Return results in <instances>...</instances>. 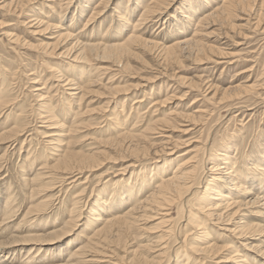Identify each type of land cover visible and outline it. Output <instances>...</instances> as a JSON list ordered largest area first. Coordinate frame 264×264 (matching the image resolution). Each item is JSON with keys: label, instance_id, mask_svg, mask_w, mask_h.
<instances>
[{"label": "rangeland", "instance_id": "374dc122", "mask_svg": "<svg viewBox=\"0 0 264 264\" xmlns=\"http://www.w3.org/2000/svg\"><path fill=\"white\" fill-rule=\"evenodd\" d=\"M3 1L0 0V65L11 63L13 66L11 71L18 70L13 78L11 75V77L7 76L6 85L11 89L12 97L23 102V107L28 109L29 121L34 124V126L31 124L32 128L35 126H39V128L32 130L30 132L32 135L28 136L26 141L24 138L29 132L26 133V136L19 137L16 143L4 144L0 140V264H65L71 254L79 246L86 244L88 237L94 232L93 229L88 228L90 226L88 214L93 204L104 200L106 207L110 203L117 204L118 199H122L119 194L123 192V189L119 188L118 185L116 188L115 182L121 180L122 177L129 179L131 175L129 172L131 170L123 172L122 168L134 159L144 158V156L148 162L142 164L151 167L150 157L170 152L173 154L170 155L173 158L184 154L182 156L189 159L193 155L191 150L195 152L198 150V159H202L203 156L204 160L202 159L203 162L199 163L200 170L197 173L199 176L202 175L204 179L203 172H206V167H209L217 156L219 158L220 152L223 151L222 148L229 145L231 162L234 161L230 165L231 167L229 166V171L235 172L233 175L238 172L240 174L250 172L252 175L258 173L253 180H250L253 181L254 185L251 187V196L257 195L264 199V187L262 186L264 184V166L259 164L264 152V3L261 0L252 2L250 7L246 9L239 8L232 19L222 23L214 21L209 24L210 26H205L198 35L202 42L201 48L190 50V52L187 48H183L182 51H177V58L167 56L168 54L162 50V47L173 44L176 40L180 41L191 37L195 32L197 23L191 24L189 27L180 26V29H183L178 32L179 27L176 24L179 22L178 20L182 19L178 17L182 16L181 13L183 12L182 8H178L181 0H166L169 3L166 4L159 17L140 30L144 42L133 45L131 52L123 58L124 62H116L111 57L105 60L92 61L95 68L98 67L99 71L101 69V73L96 69L99 78L95 75V80L93 79L98 83L96 82L94 85L92 84V87L90 86L91 88L89 87V90L94 88L90 92L87 91L88 89L86 90L82 105L80 109L77 107L76 111L80 113L86 111L83 116L85 122L90 119L93 124L81 130L85 134L84 136L83 133L77 135L72 143V148L76 151L94 152L97 156L95 157V159L97 158L96 161H94L95 166L87 167L82 172L83 174H79L80 181H85V177L89 176L85 185L70 186L67 185L70 181L68 180L63 184L57 183L52 191L47 194L44 192L41 195L40 193L33 195L30 185L26 184V180L41 167L39 166L41 165L40 162L50 161L52 164L54 157H49L47 154L51 145L43 141L42 136L38 134L39 129L40 133L45 130L41 126L47 124L33 121L35 118L32 119V108L36 105V97L34 98L31 94L29 80L40 78V82L48 81L47 86L52 87L51 94L55 95L50 100L51 106L59 105L64 101L66 93L70 94L71 92L68 91V88L81 87L87 81L78 83L80 78H78L77 71L71 70V67L68 68L69 65L67 64L70 61L64 57L51 55L48 58H51L52 62L48 65H51L53 69L55 68V71H48L45 68L42 70L41 61H36L37 54L44 51L40 45L42 42H53V36L57 35L53 29H58L51 27L53 29L49 28L48 31L44 30L43 32L42 26L36 20L45 23L49 20V24L60 27L64 33L73 34L78 38L77 40H81L83 43L114 44L116 41H123L127 37L133 23L139 21L142 9L135 0H62L64 12L61 14L58 9V13H56V9L48 5L49 2L43 3L44 0L32 1L33 3L31 2L27 7L18 6L19 8L13 5H8L6 8L3 4L9 1ZM209 1L211 5L205 6L199 16L204 15L207 11H212L215 8L213 6L217 7L221 2L220 0ZM119 3L124 6L121 7L118 5ZM92 8L95 11L98 9L100 12L85 25L94 12ZM125 9L129 10V15L126 14V16H130L127 23L118 17L117 12ZM34 18L36 20H33ZM66 27L69 28V31ZM175 28H178L177 31ZM15 33L19 34L22 39L28 40L27 43L24 45L23 43H14L11 34ZM154 41L158 45L154 44ZM60 45L62 46V44ZM19 51L21 56L16 54ZM220 52H227L228 54L226 57L220 56ZM59 58L61 59L59 60ZM102 68L109 70L105 71ZM1 76L3 75L0 72V82L2 81ZM111 76L112 81L110 82L112 84L108 83V78ZM35 77L36 79H34ZM61 78L64 82L59 81ZM67 82H71V84L65 85ZM238 85H253L254 90L241 92V90L234 89ZM154 102L157 104L154 105ZM203 109H207L203 117L188 120L187 114H193L196 110ZM152 113H154L155 118L168 115L170 121L168 124H160L157 132L150 134V138L136 139L135 141L134 138L131 141L130 139L125 141L117 139L133 125L136 126L134 130L142 129V124L145 126ZM7 114H10L7 110H2L0 113V134L13 126L14 120L6 116ZM59 115V121L69 126L71 116L69 114L67 116L65 114ZM116 116L120 119H126L120 132H118L119 128L115 131L110 126V119ZM203 144L205 146H202ZM6 145L12 146L6 150ZM253 163L260 166L257 167ZM251 168L253 169L250 170ZM131 181L133 187L131 189L141 192L139 190L141 180H137V176L132 175ZM83 188L87 189L82 192ZM145 190L141 192L143 194L140 196L147 192ZM80 191L82 200L79 208L82 214L79 218L81 221L74 230L65 233L61 229L65 222L70 219V211L74 206L73 201L78 198ZM243 197L245 198L244 195L240 196V198ZM8 198H12V203L7 202ZM45 199L50 203L35 207L41 204L40 201L44 202ZM7 204H11L14 209H11L9 214H6ZM31 206L39 211L33 210L27 213ZM258 206V204L244 206L241 214L234 215L231 220L225 215V219L212 217L214 219V221L210 220L212 226L219 233L212 234L213 239L208 243L210 246L212 244V247L206 254L207 262L238 264L240 259L234 256L230 259L233 261L230 262H225L228 259L224 258L230 252L227 246L230 242L228 240L232 237L235 238L233 246L247 242L261 246L254 248L249 245L247 247L241 245V249L246 248L245 250L252 255L251 260H249L251 264H264V253H260L264 250V231L244 229L242 232H238L239 234H231L223 229L226 226H231L229 222L233 224L237 220L239 221L244 213L249 221L264 226V215L256 216L249 213V210H253V212L264 211L262 207ZM128 207V204H125L119 210H110L109 208L107 210L111 212L108 213L109 215L122 214L128 210ZM178 212L177 205L172 204L169 213L174 222L178 219ZM222 212L227 213L228 211L224 209ZM155 222L158 221L154 218L148 219L146 222H141V227L137 226L131 232L123 233L121 236H119L120 233L116 235L115 232L107 238L100 237V247H98L100 251L97 253L104 261L97 264H112L118 262L117 259H121L123 264H137V257L140 254L155 256L158 243L153 241L158 239L157 236L161 234L164 226L155 227ZM85 223L86 225H84ZM33 239L41 244L33 245L31 241L36 242ZM140 244H143L141 248L139 247ZM177 244H175L176 246L173 244L174 247L169 250V256L171 254L175 257ZM260 254L263 255V258ZM108 260L111 262L109 263ZM166 262L167 258L163 264Z\"/></svg>", "mask_w": 264, "mask_h": 264}, {"label": "bare ground", "instance_id": "6f19581e", "mask_svg": "<svg viewBox=\"0 0 264 264\" xmlns=\"http://www.w3.org/2000/svg\"><path fill=\"white\" fill-rule=\"evenodd\" d=\"M7 1H9V2L3 4L4 6H6V8L8 5H13L17 8L18 6H22V7L26 6L27 7L28 5H30V3L32 1L37 2L39 0H7ZM148 1L149 0H135L137 5L138 6L140 5L141 6L140 8L142 9V12H140L141 13L140 18L138 19L139 21H137L136 23H133V26L130 29V33L127 35V37H125V39L123 38L124 39L123 41H119V42L116 41L117 43L115 42L114 44L113 43L112 44H106V43L100 44V43H90V42L83 43V41L77 40L78 38L76 36H74L73 34H71L69 32L64 33L60 27L52 26L51 24H49V20L48 21L45 20V21H47L45 23L43 21L40 22V20H36V18L33 19V20H36L37 22L40 23V25L42 26L43 32H44V30L48 31V29L51 27L58 29V30H55V29L51 28L54 30V33H57V35L53 36V38H52L53 42H51V43H48V42L43 43L42 42V44L40 45V46H42L44 51H41L37 54L36 61H38V60L41 61L40 67L42 68V70H43V68H45L48 71H52L55 69V68L53 69V67L51 65L50 66L48 65V64H50V62H52L50 60L51 58H48V57H51V55H53V57H56V56L61 57V58L64 57L70 61L67 64V65H69L68 68L71 67V70L77 71L78 78H80V82L78 81V83H81L82 81H87L86 84H84L81 87L76 86V87L68 88V91L70 90L71 92L69 91L70 94L66 93L67 95H66V98L64 99V101L59 103V105L51 106L50 100L55 95L51 94L52 93L51 92L52 87L47 86L48 81L44 80L43 82H40L41 79L39 78L37 80L36 77L34 78L36 80H29L31 83V85H30L31 94L34 96V98L36 97V99H35L36 105L34 106V108H32L33 109L32 110V114H33L32 119L35 118L33 121L36 120L37 122H42L44 124H47L46 126H41V127H44L45 130L42 133H40V129H39L38 134H40V136H42L43 141H45L47 144L51 145V147H49L50 151L47 154L49 155V157H51V156H52V158L54 157L52 159V162H53L52 164L50 161L49 162H43V163L40 162L41 165H39V166H41V167L38 168V170L33 175H31V177H28L29 179L26 180V184L28 186L30 185L29 187H30L33 195L37 194V193H40V195H41V194H44V192H46V194H47L48 192L52 191V189H54L53 187L57 183L63 184V183H66L68 180H70V181H68L67 185H70V186L71 185H77V184L78 185L79 184L85 185V183H87L86 180L88 179L89 176L87 175L85 177V181H80V175L79 174L82 173L87 167L91 168L92 166H95L94 161H96L97 158L95 159V157H97V156L92 151L87 153V152H84V150L83 151L82 150H79V151L74 150L72 148V143L77 138L78 134L83 133V136H84L85 133L81 132L82 129L90 127V125L93 124V122H91L92 120L90 121V119H89V121L85 122L83 116H84L86 111H84L83 113L76 111L77 107L80 109V107L82 105V101L84 99V96H86L85 95L86 90L88 89L87 91L90 92L94 88L89 90V87L90 86L92 87V84L94 85V83H96V82L98 83V81H93V79L95 78V75H96V77L99 78V73H101V69L99 71L98 67L95 68V66L93 65L94 63H92V61H94V60H99V61L105 60V59L111 57V58H114L116 62L117 61L120 63H121V61L124 62L123 58H125V56H127V54L131 52L133 45L141 44V42L142 43L144 42L143 38L140 34V30L143 29L146 24H148L149 22H152L153 20H155V18L159 17L161 11L165 8L166 4L169 3V2H166V0H150V2H148ZM220 1L221 2L217 7L213 6L215 8L212 11L207 9L210 12L207 11L204 13V15L201 14V16H199V15H200V12L202 11V9L205 6L211 5L209 0H181V2H179L180 5L178 8H180V9L182 8V11H183L182 13H184V14L181 13L182 16L178 17V18H182L181 20H178L179 22H177V24H176L179 27V29L177 28L178 32L179 31L181 32V29H183V28L180 29V26L189 27L191 24H194V23H197L195 26L196 29H195V32L193 33V35L191 37H189V38L185 37L186 39H182L180 41L176 40L177 42L175 41V43H173V44L163 46L162 50L168 54L167 56H170L171 58H177V56H178L177 51H182L183 48L184 49L187 48V50H189V52H190V50H193V49L195 50V49L201 48L202 42L198 38V35L203 31V28L205 26H208L210 23H213L214 21H220L222 23L225 20L232 19L233 16L236 14V11H238L239 8L246 9V8L250 7L252 2H257L258 0H220ZM261 1L264 3V0H261ZM42 2L43 3L49 2L48 5L51 6L52 8H55L56 13H58V10L61 14L64 12V8H63L64 3H61L62 0H44ZM120 3L118 5L121 6ZM66 4L69 5V3H66ZM130 5H132V4H130ZM123 6H121V7H123ZM22 9H24V8H22ZM136 9H137V7H136ZM16 11H17V9H16ZM128 11L129 10H126V9L121 10V11L120 10L117 11L118 15H119L118 17L122 21H125L126 23L129 22V19H130V16H126V14L129 15ZM80 12H82V10ZM99 12H100V10H98V9H96V11L94 10L92 16H90V19L87 21V23L85 25H87L89 22H91V20ZM91 13H92V11H91ZM57 15L60 16L59 14H57ZM138 17H139V15H138ZM82 19H84V18H82ZM34 23H36V22H34ZM61 25H62V23H61ZM34 27L36 28V26H34ZM71 27H72V25H71ZM68 29L69 28H67V30ZM177 29H176V31H177ZM193 29H194V27H193ZM42 31H40V32H42ZM33 32H35V31H33ZM11 35H12L11 38L13 39V42L16 44L17 43H23V45H24L27 43L26 41H28V40L22 39L19 34L15 33V34H11ZM124 36H126V35H124ZM60 44H62V46ZM154 44L158 45V43L155 41H154ZM63 48H65V49L62 50ZM202 48H203V46H202ZM198 51H200V50H198ZM201 52H198V53H201ZM16 54L20 55V51L16 52ZM219 54H220V56L226 57L228 53L227 52H220ZM61 58H59V60ZM21 60H22V57H21ZM54 66H55V64H54ZM0 67H1V71H0L1 75H3V76H1L2 81L0 82V113L2 112V110L9 111L10 114L9 115L7 114L6 116L11 117L14 120L13 126H11L10 129H8L7 131L4 130V132H2L0 134V140H2L4 144L11 143V142L16 143L19 137H21L22 135L26 136V133L29 132L27 137L24 138V141H26V140H28L27 139L28 136L32 135L30 132L32 130H38L37 128H39V126L38 127L35 126L34 128H32V125L34 126V124H32L33 123L32 121H29V118L27 115L28 109H26V107H23V102H19L15 99V97H12L11 89H9V86L6 85L7 84L6 81L8 80L7 76L11 75L13 78V76H15V74L17 73L18 70L17 71H11V70H13L12 69L13 66L11 63H8V65L1 64ZM59 69L61 70V68H59ZM96 69H98L99 73ZM103 70L107 71L109 69L104 68ZM23 72H25V71H23ZM39 72H38V75H39ZM74 74H75V72H74ZM100 75L102 76V74H100ZM83 76H85V77L83 78ZM108 79H109L108 83L112 84V82H110V81H112V76ZM59 81L61 82V81H63V79L61 78V80H59ZM36 83H37V85H36ZM68 84H71V82H67L65 85H68ZM43 89H47V90H43ZM234 89L241 90V92L243 90L251 92L252 90H254V86L253 85H250V86L238 85V86L234 87ZM167 94H165V95H167ZM122 104H123V102H122ZM156 104H157V102H154V105H156ZM120 109H121V107H120ZM206 112H207V109L196 110L193 114L190 113V114H187L186 116L188 117V120L189 119L195 120L197 118L199 119V118L203 117L205 115L204 113H206ZM59 114H65L66 116L69 114L71 116L70 120L68 119L70 122L69 126H66L64 123H61L59 121V118H58V116H60ZM137 115L139 116V114H137ZM153 115H154V113L151 114V116L149 117L150 119L147 120V123L145 124V126H144V124H142L143 125L142 129L134 130V127H136V126L133 125L132 128H130L129 130H125L127 132H124L123 134H121L119 137H117V139L120 141H125V140L130 139V141H131V139L134 138V141H135L136 139L143 140L146 138H150V134L155 133V131L157 129H159L158 127L160 126V124H165V123L168 124V122L170 121V118L168 115H164L160 118H155ZM124 118H126V117H124ZM110 121H111L110 126H112V128L115 131H116V129L118 130V128H119L118 132H120V131H122L123 126L125 125L126 119H120L116 116V117L110 119ZM128 123H129V121H128ZM5 125H6V123H5ZM135 125H137V124H135ZM126 128H128V127H126ZM115 131H114V133H115ZM54 132H58V133H54ZM109 135H111V133H109ZM11 146L12 145H6L5 146L6 150L7 149L9 150V147H11ZM202 146H205V145L203 144ZM218 148H220V147H218ZM234 148H236V147H234ZM201 149H202V147H201ZM217 150H219V149H217ZM222 150L223 151L220 152V154H219L220 155L219 158L217 156L210 163L209 167L205 166L206 172L205 173L203 172V174L205 176L204 179H203L202 175L199 176V173H197L200 170L199 163L203 162V161H201L202 159L204 160L203 156H202V159H200V158L198 159V153H197L198 150H196V152L191 150V153H193V155H192V157L190 156L191 158H189V159H186L185 156L183 157L182 155H184V154L173 158L172 156H170L173 154H171L170 152H168V153L165 152L164 154H160L158 156H153V157L149 158L150 162L152 163L151 167H150V165L147 166L145 164H142V163L148 162V160H146L145 156H144V158L134 159L129 164L124 166L122 168L123 172H125L127 170H131V171H129L131 173L130 178L128 179L127 177H122L121 180L119 179L118 181L115 182L116 188L118 185L119 188L123 189L122 193H120V194L118 193L119 196L122 197V199H118L117 204H115V203L111 204L110 203V205H108L107 207L104 204L105 200L102 202H95L93 204V206L90 209V213L88 214L89 218L88 217L87 218L89 220L88 223L90 225V226H88V228L90 230L93 229L94 232L92 233L91 236L88 237V241L86 244L79 246L78 249L75 250L73 254H71L70 258L68 260H66L65 264H97V263L103 262L104 260L102 259V257H99L100 254L97 253L98 251H100V249L98 248V247H100L99 246L100 237L107 238L108 236L112 235V233H115V232H116L115 233L116 235H117V233H120L119 236H121V235H123V233L131 232L134 228H137V226L141 227L142 221L146 222V221H148V219H152V218H154L156 221H158V222L154 223L155 227H158V226L160 227L161 225L162 226L164 225L163 229L162 230L160 229L162 232H161V234H159L157 236L158 239L153 241V242H156V244L158 243L156 245V247H158V248H157V250H155V253H156L155 256H152V257L148 256V255L143 256L142 254H140L137 257V260H138L136 262L137 264H163V262L166 258H167V262H166L167 264H219V262H207V260H206L208 258L206 256V254H208L209 249L212 247V244H211V246H210V244H208L210 242V240L213 239L212 234L219 233L212 226L213 224L210 221L212 219V217L213 218H215V217L216 218L217 217L218 218H224L226 216V217L230 218V220H231L234 215H236V214L238 215V213L241 214L240 212L242 211L244 206L247 207L248 205L250 206V205H254V204H258L260 207H262L264 209V199L261 196H257V195L251 196V193H252L251 187L254 185L252 183L253 181L251 182L250 180H253L254 177L258 175V173L256 175H252V174H250V172L249 173H242V174H240V172H238V173H236V175H233L235 172L232 173L231 171H229V168L231 167L230 165H232V163L234 162V161L231 162L230 146L227 145L226 147L222 148ZM212 153H213V151H212ZM244 155H245V153H244ZM212 158H214V157H212ZM260 161L261 162L259 164L264 166V152H263V155H262V158ZM31 162H32V160H31ZM257 163H253V164L257 165V167L260 166ZM251 164H252V162H251ZM252 169L253 168H251L250 170H252ZM132 175L137 176V180L138 179L141 180V183H140L141 188L139 190H141V192H143L146 189L145 191H147V192H145L144 195L140 196L143 193H141L140 191L137 192L136 190L131 189V188H133L131 186V182H132L131 176ZM263 175H264V173H263ZM132 179H133V177H132ZM259 186H261V185H259ZM262 186L264 187V184H262ZM85 189H87V188H83L82 192ZM60 192H61V189H60ZM102 192H104V191H102ZM256 194H258V193H256ZM241 195H244L245 198L244 197L240 198ZM47 196H49V195H47ZM80 196H81V191H80L78 198H76L75 200L73 199L75 202L73 201L74 206L71 208V211H70L71 217H70V219L68 218L69 220L67 222H65L64 227L61 229L65 233H68L69 231L74 230L76 228V226L78 225V223L81 221L79 217L81 216L82 213H81V209L79 207H80L82 198ZM106 201H107V199H106ZM7 202L12 203V198H8ZM47 202H48V200H46V199L44 202L40 201L41 204H38L35 207L42 206V205L44 206L45 204L50 203V202H48V203ZM125 204H128V206H129L128 210L125 213L114 214V215L108 214V213H111V212H108V210H107L108 208L110 210H112V209H114V210L118 209L119 210ZM172 204H176L178 211H179L178 212V219L175 222L173 221V219L169 213L170 206ZM35 207L34 208H33V206L29 207V209L27 210V213H29L33 210H37V209H35ZM6 208H8L6 210V214H9L10 213L9 211H11V209H13V206L11 204H7ZM224 209L227 210L228 212L223 213L222 210H224ZM68 210H69V208H68ZM37 211H39V210H37ZM249 213L256 215V216L257 215L258 216L264 215V211H261V210L255 211V212H253V210H249ZM38 214H39V212H38ZM212 220L214 221V219H212ZM229 223H230L229 225H231V226L230 227L226 226V228L224 227L223 229L224 230L226 229L225 231H228L231 234H233V233L236 234L240 231L242 232V230H244V229L245 230L246 229H249V230L253 229V230H258V231H264L263 225L260 226L261 224L254 223L253 221H249L247 219V215L245 213L243 214V216L241 218H239V221L237 220V222H234L233 224H231V222H229ZM143 224H145V223H143ZM84 225H86V223ZM179 225L181 226L180 228H179ZM234 239L231 237L230 240H228L230 242H228V246H227L228 248L227 249H229L230 252H228V254L226 256H224V258L228 259L225 262L233 261L230 259L233 258V256H234L235 258L240 259L238 264H251V262L249 260H251L252 255L249 254L245 250L246 248L241 249V245H244L246 247H247V245H249L250 247H254V248H260L261 246L255 245V244H250L251 242L240 243V245H234L233 246ZM33 241H36V239H33ZM149 241H152V239H149ZM31 243L33 245H40L41 244L38 241H36V242L31 241ZM173 244H174V246H176L175 244H177L179 246V247L177 246V248H175L176 253H177L175 255L176 258L174 257V255H171V254H170V256L168 255L169 250L174 247ZM141 246H143V244L142 245L140 244L139 247L141 248ZM144 246H147V244H144ZM213 248H215V247H213ZM260 253H264V250L261 251ZM106 256H108V255L106 254ZM260 256L263 258V255L260 254ZM173 258H175V259H173ZM117 261L118 262H115L112 264H123V263H121L122 262L121 259H117ZM219 261H221V260H219ZM258 261H260V260H258ZM108 262L110 263L111 261L108 260ZM166 263H164V264H166ZM225 264H229V263H225Z\"/></svg>", "mask_w": 264, "mask_h": 264}]
</instances>
